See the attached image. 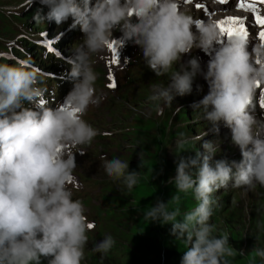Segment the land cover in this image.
Segmentation results:
<instances>
[{
  "label": "clouds",
  "instance_id": "9594fccd",
  "mask_svg": "<svg viewBox=\"0 0 264 264\" xmlns=\"http://www.w3.org/2000/svg\"><path fill=\"white\" fill-rule=\"evenodd\" d=\"M42 2L49 11L36 20L59 25L71 17V27L79 26L84 35L68 61L73 88L55 108L41 103L46 89L39 69L27 62L0 63V264H41L42 258L47 264H82L85 258L87 233L94 222L69 187H79L73 172L76 153L84 154L73 149L91 144L98 134L83 118L88 106L97 102L92 57L108 47L117 28L122 32L119 42L140 46L146 66L157 77L170 73V84L157 86L149 98L157 102L158 110L161 104L171 105L173 93L190 94L193 78L201 71L196 57L173 70L182 56L194 48L207 52L220 44L204 73L209 91L193 107L203 109V119L213 131L219 132L221 121L230 128L241 159H215L219 145L214 141L204 142L203 154L183 156L189 141L180 133L176 174L169 182L180 193L191 190L198 205L178 219L179 208L169 210L168 202L157 199L143 215L150 222L172 225L171 234L186 244L181 264H230L236 251L230 247L229 235H213L210 223L213 194L229 183L264 186V122L253 115L257 85L264 84V47L249 50L248 41L240 37L222 40L216 20L194 19L181 9V0ZM24 101L39 110L24 107ZM100 159L106 174L128 190L138 183L140 173L129 171V161L105 155ZM173 199L178 201L179 196ZM114 244L111 235L105 236L94 251L107 253ZM255 252L264 259V249Z\"/></svg>",
  "mask_w": 264,
  "mask_h": 264
},
{
  "label": "rangeland",
  "instance_id": "374dc122",
  "mask_svg": "<svg viewBox=\"0 0 264 264\" xmlns=\"http://www.w3.org/2000/svg\"><path fill=\"white\" fill-rule=\"evenodd\" d=\"M28 2L0 0V50L12 39L10 31L24 17ZM32 8L33 3L28 11ZM215 9L218 10L211 8ZM16 16L20 19H15ZM94 71V97L101 101L100 107L90 104L83 118L96 130L104 128V132L111 135L98 134L91 144L85 145L87 154L83 169L101 168L103 161L100 157L105 155L108 159L118 157L129 161V171H139L140 176L138 183L128 190L122 181L113 180L106 172H84L81 175L85 190L101 184L94 178L108 180V191L98 190L87 199L90 214L99 220L100 231L115 240L107 253H97L94 249L86 251L82 264H157L160 252L169 247L183 254L186 244L171 234L172 225L150 222L143 214L157 199L168 202L169 210L179 208L181 217L178 219L198 205L191 190L180 193L169 181L176 174L180 133H184L189 141L185 146L189 151L181 155L195 156L197 151L202 154L205 151L203 144L211 125L203 119L202 111L193 107L201 100L196 98H203V95L173 93L171 105L161 104L162 110H158L157 102L149 98L157 86L170 84V77H157L153 71L139 72L133 74L124 93L119 85L108 92L101 87L104 71ZM117 71V80L123 82L131 68L127 74L125 68ZM193 86L198 93L207 94L209 91V87L201 82L193 81ZM100 93H103V100H100ZM197 136L203 137L197 141ZM176 196H179L178 201L173 199ZM213 199V207H216L210 219L214 225L213 235H229L230 247L236 251V255L229 258L230 264L264 263L255 252L264 249V186L256 184L254 188L241 189L232 195L223 191ZM102 201L105 204H100ZM41 264H47V259L42 258Z\"/></svg>",
  "mask_w": 264,
  "mask_h": 264
},
{
  "label": "snow or ice",
  "instance_id": "6c2138e0",
  "mask_svg": "<svg viewBox=\"0 0 264 264\" xmlns=\"http://www.w3.org/2000/svg\"><path fill=\"white\" fill-rule=\"evenodd\" d=\"M222 4L227 5L231 3V0H220ZM260 4H264V0H259ZM237 7L241 9H248L254 13V21L253 23L260 26V31L258 33L259 39L264 46V14H261L259 10L256 9L255 4L251 2H247V0H238L236 4ZM197 9H203L204 6L201 4H196ZM217 25L220 28L221 34L226 39H232L233 37H240L246 39L249 36L251 24L246 25L244 22V18L228 16L224 19L217 21ZM119 41L113 39L111 43H109L108 47L112 49V52L116 55L113 56V63L118 62V49L117 44ZM51 75V74H50ZM259 83L257 87H259ZM109 88H115L116 82L113 79V82L108 85ZM43 103V101H41ZM67 106V105H65ZM260 106L264 107V93L261 94L260 98ZM78 111V110H75ZM90 227H94L90 225Z\"/></svg>",
  "mask_w": 264,
  "mask_h": 264
},
{
  "label": "trees",
  "instance_id": "16d2710c",
  "mask_svg": "<svg viewBox=\"0 0 264 264\" xmlns=\"http://www.w3.org/2000/svg\"><path fill=\"white\" fill-rule=\"evenodd\" d=\"M182 253L173 247L163 249L157 260V264H181ZM257 264H264L258 262Z\"/></svg>",
  "mask_w": 264,
  "mask_h": 264
},
{
  "label": "bare ground",
  "instance_id": "6f19581e",
  "mask_svg": "<svg viewBox=\"0 0 264 264\" xmlns=\"http://www.w3.org/2000/svg\"><path fill=\"white\" fill-rule=\"evenodd\" d=\"M215 11H217L216 9H215ZM216 15V14H215ZM144 91V90H143ZM153 91H154V89H153Z\"/></svg>",
  "mask_w": 264,
  "mask_h": 264
}]
</instances>
